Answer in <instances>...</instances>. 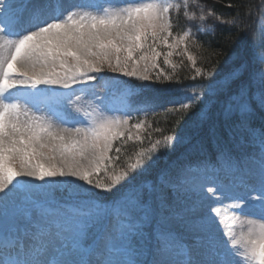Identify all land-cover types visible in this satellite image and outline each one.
I'll list each match as a JSON object with an SVG mask.
<instances>
[{
  "label": "snow or ice",
  "instance_id": "6c2138e0",
  "mask_svg": "<svg viewBox=\"0 0 264 264\" xmlns=\"http://www.w3.org/2000/svg\"><path fill=\"white\" fill-rule=\"evenodd\" d=\"M228 7L236 15L225 20L201 0H0V264H264V0ZM181 9L199 32L215 34L204 26L212 18L242 34L224 37L239 49L219 73V61L196 67L191 27L174 35ZM176 49L194 83L162 111L178 124L199 105L193 124L202 127L215 106L222 119L195 146L215 163L161 173L145 191L137 177L177 137L153 128L160 110L135 86L113 80L98 91L94 82L105 67L148 81L162 55L178 68ZM129 141L141 145L131 155ZM209 170L229 179L194 180ZM188 191L195 200L171 197Z\"/></svg>",
  "mask_w": 264,
  "mask_h": 264
},
{
  "label": "trees",
  "instance_id": "16d2710c",
  "mask_svg": "<svg viewBox=\"0 0 264 264\" xmlns=\"http://www.w3.org/2000/svg\"><path fill=\"white\" fill-rule=\"evenodd\" d=\"M249 2L255 3L258 2V0H201V3L206 7V9H212L217 14H222L225 20L236 15V9L228 7L230 3L236 5ZM241 11H243V8H241ZM172 18L174 23L172 31L174 35L181 33L188 27H191L195 40L200 42L199 48L192 47L191 45L189 48V51L197 58L196 67L206 69L215 65L217 61H219L216 68L217 73H219L224 68L225 61L228 59V56L231 55L232 52L239 49L238 40L235 44L226 43L224 37L228 36L231 32L233 39H236L238 35L243 38L242 34L236 33L235 29L230 30L227 26L220 24L212 18H209L206 22H204V26L207 27L209 25H214V35L197 31V26L200 25L201 22L199 20H186L183 16V9H181L179 16H177L176 12L173 11ZM191 39L192 37H190V41ZM179 51L180 49H177L174 56V62L178 65V68L175 70L173 68L169 69L168 73H165L159 80L155 79L146 82L130 79L124 81L128 86H135L136 92L141 94L142 99L151 101L152 106L157 110H160V115L152 120L153 128L160 127L164 129L166 134H173L177 137V139L179 138L177 142H174L171 149L162 150L154 157V162H150L149 165H146L147 170L137 177L135 182L137 187L141 182L142 186H145L150 182L157 185L161 173H172L174 171H178L181 166H195L205 157H207V159L213 164L215 163V157L211 152H198L195 147L207 127L213 122L222 119L215 106H210L207 109L209 114L208 120L202 127H196L193 124L196 113L200 109L199 105L187 116H185L183 120L179 121L178 124L173 123L175 119L173 116H169L162 111L163 105L169 104L170 102L181 98V94L178 91L181 87L194 83V81L191 80V77L195 75V69L192 67L191 62L188 61L186 56H180L177 54ZM217 52H219L220 55H216ZM165 75H173V81L165 79ZM177 77L179 78V83L175 82ZM195 82H199V78ZM204 82L208 83L206 79ZM134 115L141 114L134 113ZM135 122V120L130 121V124ZM148 131L152 132L153 139L159 138L160 133H156L152 131V129H149ZM132 133L133 135L139 134L147 137V132H137V130L132 129ZM115 146H120L119 141L116 142ZM140 146L139 142L129 141L128 144L124 146L122 151H124L127 155H131ZM142 146H149L147 138L144 140ZM101 176H103V173H101Z\"/></svg>",
  "mask_w": 264,
  "mask_h": 264
},
{
  "label": "rangeland",
  "instance_id": "374dc122",
  "mask_svg": "<svg viewBox=\"0 0 264 264\" xmlns=\"http://www.w3.org/2000/svg\"><path fill=\"white\" fill-rule=\"evenodd\" d=\"M76 2L83 4V5H105V6H107V4L110 2H121L122 3L123 0H76ZM169 42H173L171 37L169 38ZM176 50L174 51L173 56L170 57L173 64H175L174 56L176 54ZM158 51H161L162 53H166L168 51V49L164 46H160L158 48ZM143 63L144 62H141V68L143 67ZM157 63L159 64V68H154V69L149 70V74L152 78L148 81L155 80L157 73H159L161 69H163V73L165 74V73H168L169 69L172 68V67L164 64L163 55L158 58ZM162 76L163 75H161V77ZM100 77H102L103 79L98 78V81L94 82L97 86L98 91L100 90L101 85H103L109 81L116 80V81H119L121 84H125L126 86H128L124 81L130 80V79H135V78L125 77L120 73H114L110 69H107V67H105V70L100 74ZM128 87H133V86L129 85ZM115 103L117 104V106H119L120 102H119V100H116ZM69 126H71V125H69ZM193 178L197 183H207V184H211L215 180H223V181L227 182V180L229 179V177H227L224 172H212L211 170H209L207 173L195 174ZM33 183L39 185V184H42L43 182L33 181ZM145 186H150L152 188H158L159 187V181H158L157 185L152 184L150 182L149 184H147ZM145 186H142V182L138 185V187H142V188H144L145 191H147V187H145ZM96 191L98 192L99 190H96ZM32 195L37 199H43L44 198V193L42 190H34ZM171 197L174 199H177L178 201H182L184 198H187L188 200H195L196 194L193 191L180 192L179 194L176 192H172Z\"/></svg>",
  "mask_w": 264,
  "mask_h": 264
}]
</instances>
